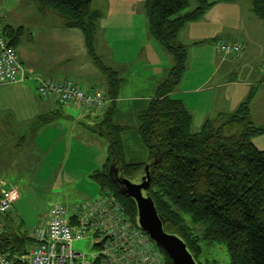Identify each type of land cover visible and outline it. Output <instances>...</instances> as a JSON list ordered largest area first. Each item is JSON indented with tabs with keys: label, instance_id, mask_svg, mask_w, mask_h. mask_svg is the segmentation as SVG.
<instances>
[{
	"label": "trees",
	"instance_id": "1",
	"mask_svg": "<svg viewBox=\"0 0 264 264\" xmlns=\"http://www.w3.org/2000/svg\"><path fill=\"white\" fill-rule=\"evenodd\" d=\"M35 2L40 12L52 9L66 26L84 33L90 54L109 77L110 93L104 91L109 99L107 107L97 112L106 111L107 116L89 127L100 137H106L110 146L103 168L91 174L100 184V195H114L135 223V203L117 188L109 170L115 164L125 175L134 176L147 162L156 159L151 167L150 194L167 231L183 237L197 259L202 250L200 240H204L225 243L231 264H264V148L253 142L254 137L264 134V125L256 124L251 115L255 91L234 111L207 119L198 131L192 129V114L183 101L171 95L187 68L188 50L179 41V33L213 3L197 0L193 10L184 11L190 0H146L150 33L174 57V65L158 85L155 97L138 114L139 131L149 149V160L129 162L120 137L123 128L113 124V105L108 106L110 101L114 102L121 78L102 63L94 48L103 12L92 8L93 0ZM252 10L264 21V0H252ZM4 28L12 38L10 44L18 43L22 28L10 25ZM223 40L217 39L215 44ZM57 104L60 108H74ZM56 116H40V124L50 123ZM28 232L21 231L19 225L14 229L3 225L0 251L12 260H19L32 242ZM160 250L165 254L166 264H172L167 253Z\"/></svg>",
	"mask_w": 264,
	"mask_h": 264
},
{
	"label": "crops",
	"instance_id": "2",
	"mask_svg": "<svg viewBox=\"0 0 264 264\" xmlns=\"http://www.w3.org/2000/svg\"><path fill=\"white\" fill-rule=\"evenodd\" d=\"M94 1L92 8L103 12L94 37L95 52L102 63L118 72L121 78L114 102L110 101L108 105H113L112 121L120 119L118 115L124 113L123 102L131 111V118L137 117L138 120L139 112L155 97L158 85L173 67L174 57L150 33L146 0H112L107 10L106 0ZM209 1L213 5L199 19L186 23L179 33V41L188 50L187 68L171 95L183 101L192 114L193 130L198 131L207 119L234 111L254 90L251 115L255 123L264 125V21L254 14L252 0ZM242 1L245 4L238 5ZM237 6L240 10L244 6L242 15H238ZM0 11L4 26L22 28L21 37L13 46L30 76L41 79L71 78L67 71L72 70L69 61L74 50L73 36L79 40L80 52L82 46V55L85 57L88 53L97 64L89 52L84 33L66 26L56 13H50L47 22L44 18L46 14L39 12L35 0H0ZM42 21L46 22V26H40ZM217 39L243 40L246 49L240 57L224 54L216 47ZM9 40L12 41V38ZM44 50L50 54H42ZM192 58L197 60L195 67L190 64ZM106 79L107 84L102 87L76 82L89 89L100 88L110 93L109 79ZM73 109L78 114L70 130L77 129L78 122L90 127L107 116L106 111L82 114L80 110ZM70 110L60 108L52 98H40L35 80L0 84V151L12 152L13 146H27L32 152L38 148L37 142L42 133L48 129L55 130L57 126L63 129L64 123L58 118L70 116ZM52 114H57L54 120L40 124V116ZM82 134H86L85 131L79 130L80 140ZM10 186L18 188L17 184L6 183L0 189V198ZM20 199L19 195L9 213L0 214V223L5 228L14 229L23 224L22 220L13 217Z\"/></svg>",
	"mask_w": 264,
	"mask_h": 264
},
{
	"label": "rangeland",
	"instance_id": "3",
	"mask_svg": "<svg viewBox=\"0 0 264 264\" xmlns=\"http://www.w3.org/2000/svg\"><path fill=\"white\" fill-rule=\"evenodd\" d=\"M111 1L106 0V10ZM196 4L197 0H190V5L184 11L193 9ZM243 4H245L244 1L239 2L238 5ZM243 8L244 6L240 10L237 6L238 15L243 14ZM50 13H56L57 18L63 20L57 12L48 8L44 17L47 18V22L49 21L48 17H51ZM43 25L46 26L45 21L40 24V26ZM78 41L77 36L71 38L74 50L71 51L69 66L72 67V70L67 71L68 76L82 85L106 86L107 73L96 60L101 69L98 67L88 53L85 54V57L82 55V46L80 52ZM41 53L50 54L48 50ZM78 54L80 55L77 56ZM196 63L195 58L190 60V64L194 67L198 64ZM121 107L124 108V113L118 115L120 119H113V124L123 128L120 137L124 144L126 160L147 162L150 152L140 134L139 120L137 117L131 118L132 113L128 111L125 102L121 103ZM70 111V116L58 118L60 122L64 123L63 129L61 126H57L55 130L48 129L42 133L37 142L38 148L31 150L32 152L28 151L27 146L23 148L13 146L12 152L9 150L0 151V189L6 183L18 185L21 199L16 204L13 217L23 221V224L19 225L21 231H31L36 227L40 217L48 211L52 203L62 202L72 205L96 198L101 191L100 184L91 174L96 169L103 168L109 155V140L106 137L98 136L81 122H78L77 129L70 130L74 118H77L78 114L73 108ZM79 130L86 133L82 134L81 140L78 138ZM14 137L18 138L17 135ZM253 142L257 147L264 148V134L257 136ZM200 245L202 249L198 256L200 263L231 264L225 243L200 240ZM73 247L79 252L89 255L99 250L94 245V241L87 237L75 240Z\"/></svg>",
	"mask_w": 264,
	"mask_h": 264
},
{
	"label": "built area",
	"instance_id": "4",
	"mask_svg": "<svg viewBox=\"0 0 264 264\" xmlns=\"http://www.w3.org/2000/svg\"><path fill=\"white\" fill-rule=\"evenodd\" d=\"M216 47L224 54L240 57L246 44L242 40H223L217 42ZM28 79L36 81V92L41 97L55 99L60 105L81 112L97 113L104 110L109 101L100 88L89 89L66 78L30 76L16 48L10 44L0 11V84L23 83ZM15 187L7 188L0 198V214L11 210L19 198V187ZM3 225L0 223V232ZM29 237L32 242L25 255L12 260L0 251V264H18V261L21 264H166L165 254L135 225L112 194L72 205L52 203L41 223L29 232ZM86 237L94 241L98 252L83 254L73 247L75 240Z\"/></svg>",
	"mask_w": 264,
	"mask_h": 264
},
{
	"label": "water",
	"instance_id": "5",
	"mask_svg": "<svg viewBox=\"0 0 264 264\" xmlns=\"http://www.w3.org/2000/svg\"><path fill=\"white\" fill-rule=\"evenodd\" d=\"M156 159L147 162L134 176L125 175L112 164L109 173L122 194L131 198L136 207L135 225L145 231L150 239L171 258L172 264H200L187 242L176 232L167 231L164 219L150 194L151 167Z\"/></svg>",
	"mask_w": 264,
	"mask_h": 264
},
{
	"label": "bare ground",
	"instance_id": "6",
	"mask_svg": "<svg viewBox=\"0 0 264 264\" xmlns=\"http://www.w3.org/2000/svg\"><path fill=\"white\" fill-rule=\"evenodd\" d=\"M16 188V187H15ZM16 189H18V188H16Z\"/></svg>",
	"mask_w": 264,
	"mask_h": 264
}]
</instances>
